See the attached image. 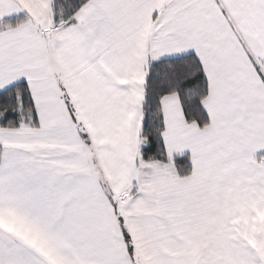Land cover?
Listing matches in <instances>:
<instances>
[{
  "label": "snow or ice",
  "instance_id": "6c2138e0",
  "mask_svg": "<svg viewBox=\"0 0 264 264\" xmlns=\"http://www.w3.org/2000/svg\"><path fill=\"white\" fill-rule=\"evenodd\" d=\"M0 264H264V0H0Z\"/></svg>",
  "mask_w": 264,
  "mask_h": 264
}]
</instances>
